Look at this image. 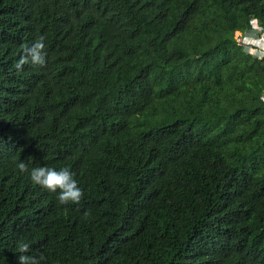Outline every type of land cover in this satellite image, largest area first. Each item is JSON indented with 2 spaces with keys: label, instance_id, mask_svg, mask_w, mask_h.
<instances>
[{
  "label": "trees",
  "instance_id": "trees-1",
  "mask_svg": "<svg viewBox=\"0 0 264 264\" xmlns=\"http://www.w3.org/2000/svg\"><path fill=\"white\" fill-rule=\"evenodd\" d=\"M264 0H0V264H264ZM45 35L47 63L14 67ZM69 167L60 205L16 168Z\"/></svg>",
  "mask_w": 264,
  "mask_h": 264
},
{
  "label": "clouds",
  "instance_id": "clouds-1",
  "mask_svg": "<svg viewBox=\"0 0 264 264\" xmlns=\"http://www.w3.org/2000/svg\"><path fill=\"white\" fill-rule=\"evenodd\" d=\"M250 25L251 29L247 34L237 31L240 34L236 35L237 32L235 33V40L254 58L262 60L264 59V28L257 19H252ZM47 57L46 37L40 35L30 45L23 48V52L15 62L14 67L18 71L23 70L26 64L34 68H41L46 65ZM260 99L264 100V95ZM15 166L21 174L28 175L33 185L54 194L60 205L79 204L83 195L82 189L69 167L57 169L51 166H38L29 168L21 160ZM16 251L20 253L17 256L18 264H43L45 259L43 254L39 256L27 254L29 244L24 241L18 242Z\"/></svg>",
  "mask_w": 264,
  "mask_h": 264
},
{
  "label": "rangeland",
  "instance_id": "rangeland-1",
  "mask_svg": "<svg viewBox=\"0 0 264 264\" xmlns=\"http://www.w3.org/2000/svg\"><path fill=\"white\" fill-rule=\"evenodd\" d=\"M239 34H240V33H238V32L236 33V35H239ZM261 42H262V41H261Z\"/></svg>",
  "mask_w": 264,
  "mask_h": 264
},
{
  "label": "built area",
  "instance_id": "built-area-1",
  "mask_svg": "<svg viewBox=\"0 0 264 264\" xmlns=\"http://www.w3.org/2000/svg\"><path fill=\"white\" fill-rule=\"evenodd\" d=\"M239 41H240V39H239Z\"/></svg>",
  "mask_w": 264,
  "mask_h": 264
}]
</instances>
